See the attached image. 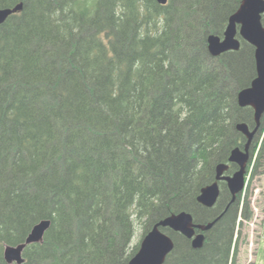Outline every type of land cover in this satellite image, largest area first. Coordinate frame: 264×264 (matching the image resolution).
Here are the masks:
<instances>
[{"label": "trees", "instance_id": "obj_1", "mask_svg": "<svg viewBox=\"0 0 264 264\" xmlns=\"http://www.w3.org/2000/svg\"><path fill=\"white\" fill-rule=\"evenodd\" d=\"M19 2L0 24V264H17L4 260L5 245L23 242L42 219L50 220L43 241L27 245L20 264H127L137 223L146 234L183 210L198 223L221 216L197 249L162 228L174 240L164 264H235L247 202L239 207L240 195L223 212L225 189L213 207L197 196L244 144L236 123L255 124L252 108L236 100L255 75L253 46L213 57L206 42L223 36L241 0L0 7ZM187 11L199 22L190 33ZM223 66L234 68L235 88L224 89ZM263 129L264 113L258 138ZM258 149L254 167L264 136Z\"/></svg>", "mask_w": 264, "mask_h": 264}, {"label": "water", "instance_id": "obj_2", "mask_svg": "<svg viewBox=\"0 0 264 264\" xmlns=\"http://www.w3.org/2000/svg\"><path fill=\"white\" fill-rule=\"evenodd\" d=\"M164 5L168 0H156ZM23 2L12 7H0V24L10 15L20 12ZM264 14V0H241L238 8L229 16L223 36L210 33L207 38V50L211 56H218L228 50L240 48V40L237 34L254 47L255 77L250 85L237 92L236 100L240 107L249 106L253 109L256 125L250 128L246 122L236 123V130L246 136V144L243 149L234 147L230 151L229 161L237 163L238 169L231 176L222 173L227 164L219 163L216 166L215 180L200 189L197 201L205 207H212L218 198V180H225L231 192V201L242 192L245 186V168L249 158L248 146L254 132L257 130L259 120L264 113V25L261 18ZM221 214L207 223H198L188 211L171 213L156 222L143 236L136 253L127 264H163L167 255L173 250L174 240L165 233L162 228H169L179 232L190 239L191 246L201 248L205 241L204 232L210 229L220 218ZM50 226L49 219H42L35 223L25 240L16 245H5L3 258L7 263H22L25 259L22 255L24 248L32 243L43 241V236ZM199 230L200 232H196Z\"/></svg>", "mask_w": 264, "mask_h": 264}, {"label": "rangeland", "instance_id": "obj_3", "mask_svg": "<svg viewBox=\"0 0 264 264\" xmlns=\"http://www.w3.org/2000/svg\"><path fill=\"white\" fill-rule=\"evenodd\" d=\"M195 15L196 12L194 11H187L182 15L183 25L189 33L192 28H195L199 23L198 16ZM193 20L195 21L191 26L190 23L193 22ZM194 45L195 44L192 45L193 48L197 49ZM207 61L210 66L215 63L214 59H207ZM227 62L228 61H224L225 64ZM216 64L218 65V62H216ZM217 67L219 68V66ZM232 70L235 71L233 67L229 68L226 66H223L220 69V79H222L223 83L226 84L224 89L235 88L237 85L234 77L235 74L231 72ZM263 136L264 132H261L260 138H258L257 141L258 148ZM257 159L258 154L256 153L254 159L251 160L250 168L248 174L246 175V186L239 197V207L244 205L242 204L243 200L247 202L248 217L242 218L239 228L236 230L235 234V240H238L236 244L237 264H264V154L258 160V164H255L254 167L253 164L257 161ZM144 235L143 225L137 223L130 243L131 250L137 245L139 248L140 241Z\"/></svg>", "mask_w": 264, "mask_h": 264}, {"label": "flooded vegetation", "instance_id": "obj_4", "mask_svg": "<svg viewBox=\"0 0 264 264\" xmlns=\"http://www.w3.org/2000/svg\"><path fill=\"white\" fill-rule=\"evenodd\" d=\"M261 21H262V24L264 25V14H262V18H261ZM227 25V24H226ZM220 37H222V36H220ZM237 38H239V40H240V48L239 49H237V50H228V51H239L240 49H241V47H242V42H246L245 40H243L240 36H239V34H237V36H236ZM246 43H248V42H246ZM249 44V43H248ZM251 45V44H250ZM252 46V45H251ZM228 51H226V52H228ZM225 53V52H224ZM223 54V53H222ZM221 55V54H220ZM253 56H254V47H253ZM255 75H256V73H255ZM255 75H254V77H255ZM253 77V78H254ZM252 78V79H253ZM252 81V80H251ZM250 81V82H251ZM250 85V84H249ZM248 85V86H249ZM247 87V86H246ZM246 107H249V106H246ZM253 110V109H252ZM254 112V111H253ZM253 117H254V115H253ZM261 118H262V116H261ZM261 118H260V120H259V124H258V127H257V130L254 132V134H253V136H252V139H251V141H250V143H249V146H248V154H249V158H248V161H247V165H246V168H245V186H246V175L248 174V171H249V168H250V166H248V163L252 160V159H254V156H255V154L257 153L258 154V151H259V149L258 148H256V150H254V140L255 139H257V135H258V132L259 131H261L260 130V128H261ZM241 122H244V121H241ZM254 122H255V124L254 125H250L249 123H247L248 125H249V127L252 129V128H254L255 127V125H256V121L254 120ZM236 128V127H235ZM239 132V131H238ZM262 132H264V129L262 130ZM241 133V132H240ZM242 134V133H241ZM242 136H243V138L245 139V142H244V144L243 145H239L238 147H240L241 149H243L244 147H245V144H246V141H247V139H246V136L245 135H243L242 134ZM235 147H237V146H235ZM234 148V147H233ZM231 151V150H230ZM229 155H230V152H229ZM229 155H228V157H227V160L226 161H222V162H219V163H224V164H227V167H226V169L223 171V175L224 176H231L237 169H238V165H237V163H234V162H231V161H229ZM219 163H217V164H219ZM217 164H216V166H217ZM251 164V163H250ZM216 166L214 167V180H215V175H216ZM213 180V181H214ZM212 181V182H213ZM205 186V185H204ZM245 186H244V188H245ZM218 187H219V195H218V198H217V201H218V199H219V197H220V195H221V192H222V190L223 189H225L226 191H228L229 192V194H230V200L227 202V204H226V206H225V208H224V210H223V212L227 209V207L230 205V204H232L233 202H235L236 201V199H237V197L238 196H240L241 194H242V192H243V190H244V188H243V190H242V192H240V193H238L237 195H236V197H235V199L233 200V201H231V192H230V190H229V188H228V186H227V182L225 181V180H223V179H221V180H218ZM217 201H216V203H217ZM215 203V204H216ZM214 204V205H215ZM213 205V206H214ZM212 206V207H213ZM222 212V213H223ZM240 219V217L238 218V220ZM194 220V219H193ZM238 226H237V230H238ZM209 230V229H208ZM208 230H206V231H208ZM205 231V232H206ZM196 232H200L199 230H196ZM205 232H204V234H205ZM179 233V232H178ZM235 239H236V236H235ZM190 240V239H189ZM236 242V241H235ZM235 242H233V249H234V247H235ZM191 244V243H190ZM170 254V253H169ZM168 254V255H169ZM168 255H167V257H168ZM167 257H166V259H167ZM166 259H165V261H166ZM165 261H164V263H165ZM163 263V264H164ZM235 264H237V263H235Z\"/></svg>", "mask_w": 264, "mask_h": 264}]
</instances>
